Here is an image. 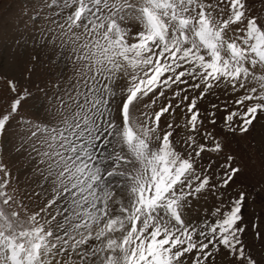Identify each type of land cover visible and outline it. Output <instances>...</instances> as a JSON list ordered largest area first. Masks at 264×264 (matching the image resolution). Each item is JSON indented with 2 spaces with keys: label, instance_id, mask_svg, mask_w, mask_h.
<instances>
[{
  "label": "snow or ice",
  "instance_id": "snow-or-ice-1",
  "mask_svg": "<svg viewBox=\"0 0 264 264\" xmlns=\"http://www.w3.org/2000/svg\"><path fill=\"white\" fill-rule=\"evenodd\" d=\"M71 2L63 35L73 44L80 79L71 104L62 105L68 114L39 129L56 192L41 211L62 199L67 215L49 220L29 213L0 163V264H58L62 251L90 239L99 241L91 253L99 264H216L221 249L232 264H257L242 239L244 192L227 212L215 209L214 221L197 224L186 210L205 191L226 188L240 172L232 155L211 188V177L197 171L196 158L226 146L203 129L197 101L222 86L243 90L223 118L232 135L250 132L264 117V18L251 14L247 0ZM129 21L140 27L133 32ZM117 81L124 85L119 92ZM9 87L16 92L14 82ZM170 89L172 96L165 97ZM195 90L199 95L189 101ZM27 95H18L11 111L0 115V135ZM117 96L120 123L113 114ZM160 97L169 102L154 113L145 111L139 122L137 105L149 98L144 108H151ZM178 108L186 109L185 122H169L162 130L161 118ZM209 122L216 124L214 118ZM177 129L188 133L180 137L186 156L174 146ZM153 140L159 142L155 148Z\"/></svg>",
  "mask_w": 264,
  "mask_h": 264
},
{
  "label": "rangeland",
  "instance_id": "rangeland-1",
  "mask_svg": "<svg viewBox=\"0 0 264 264\" xmlns=\"http://www.w3.org/2000/svg\"><path fill=\"white\" fill-rule=\"evenodd\" d=\"M247 5L252 15L264 18V0H247ZM73 10L71 0H0V115L11 111V102L18 95L28 94L6 126L4 134L0 135V163L10 172V188L16 190V198L27 211L40 212L41 217L49 220L52 217L61 220L67 215L63 212L67 205L61 199L45 212L41 211L56 196V192L53 191L48 161L42 155L46 150L45 134L39 129L58 124L68 114L70 109H62V105L71 104L70 96H75L76 83L80 79V64L75 62L73 44L63 35L67 31V18ZM129 24H135L133 32L140 27L135 21H129ZM9 81L15 83V93L11 91ZM123 86V81H117L118 92ZM173 90L166 91L165 97H171ZM242 94L243 90L233 93L230 88L222 86L197 101V108L204 119L203 129L226 145L222 153L205 152L196 158L197 171L211 177V188L220 182L218 178L224 173L221 166L226 157L232 155L235 158L233 166H238L240 172L226 188L208 190L193 199L186 212L188 218L197 224L204 219L214 221L215 209L227 212L232 201L240 192H244L241 223L246 226V230L242 239L257 264H264V117H259L250 132L244 135L227 133L223 124L224 116L235 108L234 100ZM197 95L199 90L192 91L189 101ZM165 97H160L148 109L144 108V104L149 103L150 99L141 101L134 111L139 122H143L142 113L145 111L151 114L167 104L169 101ZM178 99H171V103L175 105ZM119 104L120 97L117 96L113 105L117 123H120ZM181 108L176 109L174 115L165 114L161 118L162 130H167L169 122L173 125L185 122L186 109L182 111ZM212 112H215V117L210 115ZM213 118L216 120L215 125L209 122ZM176 131L180 135L174 133V146L186 156L180 137L188 133L182 129ZM197 140L204 142L199 136ZM208 144H211V140ZM158 145L159 142L153 140L152 146L155 148ZM58 209L62 215H57ZM59 234L63 235V232ZM98 244L99 241L90 239L78 250H84L85 255H92ZM75 251H62L58 258L59 264H73L72 254ZM79 258V264L90 263L88 259L83 261L82 257ZM93 259L97 260L95 264H99L96 256ZM216 264H232V258L221 249V253L216 256Z\"/></svg>",
  "mask_w": 264,
  "mask_h": 264
},
{
  "label": "water",
  "instance_id": "water-1",
  "mask_svg": "<svg viewBox=\"0 0 264 264\" xmlns=\"http://www.w3.org/2000/svg\"><path fill=\"white\" fill-rule=\"evenodd\" d=\"M88 255L90 256V258H87L88 260H90V263H89V264H95V263L97 262L96 259H93V258H95V256L90 255V254H88ZM87 259H86V260H87Z\"/></svg>",
  "mask_w": 264,
  "mask_h": 264
},
{
  "label": "bare ground",
  "instance_id": "bare-ground-1",
  "mask_svg": "<svg viewBox=\"0 0 264 264\" xmlns=\"http://www.w3.org/2000/svg\"><path fill=\"white\" fill-rule=\"evenodd\" d=\"M97 258V257H96ZM99 262V261H98Z\"/></svg>",
  "mask_w": 264,
  "mask_h": 264
}]
</instances>
